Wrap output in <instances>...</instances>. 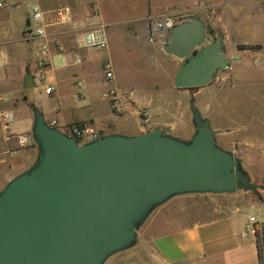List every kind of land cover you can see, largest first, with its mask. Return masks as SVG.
<instances>
[{
  "label": "water",
  "instance_id": "1",
  "mask_svg": "<svg viewBox=\"0 0 264 264\" xmlns=\"http://www.w3.org/2000/svg\"><path fill=\"white\" fill-rule=\"evenodd\" d=\"M162 50L182 60L177 89L210 84L228 62L223 35L194 15L168 30ZM33 86L27 71L24 87ZM188 105V140L155 127L82 144L30 105L38 155L0 190V264H104L132 247L149 215L179 195L242 190L264 203L239 158L217 144L220 131L193 98Z\"/></svg>",
  "mask_w": 264,
  "mask_h": 264
},
{
  "label": "crops",
  "instance_id": "2",
  "mask_svg": "<svg viewBox=\"0 0 264 264\" xmlns=\"http://www.w3.org/2000/svg\"><path fill=\"white\" fill-rule=\"evenodd\" d=\"M109 1L0 0V190L13 177L31 167L37 158L38 149L33 138L25 145H20L16 137L18 134L32 135L33 114L30 105L37 107L46 121L56 119L63 126L80 123L101 135L118 133L127 136L138 135L149 129L139 116L143 107L151 112L155 106L167 111L172 109L173 106L157 91L159 85L156 83L150 86L156 91L148 90L147 95L142 96V91L134 82L123 79L117 73L114 53L118 47L124 56L128 55L132 60L147 59L152 65L150 70H160L161 75L173 82L182 60L163 52L162 45L167 38L164 32L151 36V24L166 17L175 18L186 12L196 0L169 5L157 14L152 12L148 1L144 14L123 22L104 18L102 8ZM92 2H96L99 7V23L105 33L107 47L103 51L80 48L77 44L79 35L92 28L88 19V6ZM19 3L32 8L37 6L44 13L67 7L71 14V21L56 23L45 29V41L50 47L46 82L53 89L45 96L38 93L44 87L36 86L34 44L26 37L29 14L16 12ZM231 4V0H213V22L209 27L223 35L226 53L229 46L244 52L237 68L246 67L251 61L256 65L264 64V39L249 44L231 39L234 23L240 28H248L249 20L254 15L253 6L245 7L240 2L234 10H228L227 6ZM258 9L264 13V2ZM189 16L182 15V21ZM195 16L205 22L199 14ZM241 45H258V48L241 49ZM255 51H261L262 54L253 57ZM76 60L80 62L77 64ZM107 61L113 71L111 82L106 81L103 71V64ZM27 71L34 82V86L29 89L24 87ZM239 75L233 74L236 78ZM103 83L111 84L109 89L116 90L117 109L106 98L109 89L101 93L99 100L89 96L85 105L76 103ZM182 90L183 99L189 101L192 95L197 96L191 89ZM197 108L209 119L201 108ZM7 113H11L14 119L6 126L4 116ZM155 127H168L171 135L183 134L187 138L179 139H190L188 125L184 127L176 123H164ZM213 128L219 129L217 126ZM231 194L172 197L149 215L139 228L137 241L132 247L112 255L104 264H259L254 225L249 224L252 216L244 214L246 206L229 204Z\"/></svg>",
  "mask_w": 264,
  "mask_h": 264
},
{
  "label": "rangeland",
  "instance_id": "3",
  "mask_svg": "<svg viewBox=\"0 0 264 264\" xmlns=\"http://www.w3.org/2000/svg\"><path fill=\"white\" fill-rule=\"evenodd\" d=\"M148 1L152 12L155 14L161 13L169 5L189 2V0H110L103 5V16L105 19L115 22L137 18L144 14ZM231 1L233 4L227 6L228 10H234V7L240 2L245 4V7L253 6L254 9V15L251 16L253 20L249 18L248 28H240L238 24L234 23L233 33H231L232 41L249 44L263 40L264 13H261L258 8L264 0ZM212 2L213 0H196L186 12L174 18L175 23L182 21V15L195 16L199 14L204 18L207 26L212 25ZM31 9L32 7L28 4L19 3L16 12L19 14L25 12L30 15ZM260 17L262 18L260 19ZM260 54H262L261 51H255L252 55L259 57ZM114 55L117 73L123 79L134 82L139 91H142L140 95H147L148 90L156 91L150 89V86L156 83L159 85L157 91L162 93L164 100L173 106L169 111L155 106L152 112L149 110L148 122L142 121L143 124L149 129L164 123H176L184 127L188 125L190 129L188 138H190L194 128L191 124L192 116L188 99H183V94H181L183 90L175 88L170 79L163 74L161 75L160 70H156V68L150 70L152 65L149 60L144 58L132 60L128 55L124 56L118 47H116ZM243 56L244 52L229 46L226 53L227 65L222 66L215 80L210 84L193 88L192 91L197 93V96L192 95L191 98L194 99L196 107L201 108L203 114L209 117L212 128L214 126L219 127L220 133L216 135L217 144L225 150H231L239 158L249 174L251 182L258 186L264 198V64L258 63L256 65L251 61L250 65L237 68L239 58ZM235 73H240V77H234L233 74ZM40 85L41 83L37 81L36 86L39 87ZM110 85L103 83L99 88L90 91L85 99H78L76 103L81 106L85 105L89 96L99 100L101 93L108 90ZM38 93L45 96V89H39ZM139 116L142 120V115L139 114ZM175 136L187 138L186 135L178 133ZM228 202L230 205L246 206L244 214L247 217L250 215L254 217L256 220L253 224L254 230L261 231L264 225V203L259 201L252 192L236 191L229 196Z\"/></svg>",
  "mask_w": 264,
  "mask_h": 264
},
{
  "label": "built area",
  "instance_id": "4",
  "mask_svg": "<svg viewBox=\"0 0 264 264\" xmlns=\"http://www.w3.org/2000/svg\"><path fill=\"white\" fill-rule=\"evenodd\" d=\"M173 18L174 17L170 16L161 21H154L151 24V36L160 35L161 32H164L166 36L168 30L175 24ZM88 19L91 22L92 28L79 35L77 39L78 46L80 48L91 49L94 51L105 50L107 42L103 27L101 23H99V7L96 2H92L88 6ZM69 21H71V14L67 7L59 8L52 13H44L39 7L34 6L28 17L26 37L28 41L34 44L33 57L36 64V78L37 81L44 87L45 93L47 94L51 93L53 89L51 86H48L46 82V70L48 64L47 56L49 55L50 47L47 41H45V29L50 25L56 23H67ZM79 62V60H76L77 64ZM103 71L106 81L111 82L113 80V71L109 61L103 64ZM106 98L112 104L113 108H118V95L114 88H110L108 90ZM139 114L143 117L142 121L147 123L149 119V109L147 107H143ZM13 119V115L11 113H7L4 116V124L6 126L9 125L12 123ZM47 123L50 127L57 128L68 136L76 139L78 144L96 140L102 136L91 127L80 123L63 126L60 125L56 119L49 120ZM16 137L20 145H25L32 138L29 134H18ZM255 222L256 220L254 217L249 218L250 225H253Z\"/></svg>",
  "mask_w": 264,
  "mask_h": 264
},
{
  "label": "trees",
  "instance_id": "5",
  "mask_svg": "<svg viewBox=\"0 0 264 264\" xmlns=\"http://www.w3.org/2000/svg\"><path fill=\"white\" fill-rule=\"evenodd\" d=\"M241 49H256L258 48V45H241ZM191 90L193 88H190ZM255 240H256V248H257V257H258V263L264 264V225L261 229V231L254 230Z\"/></svg>",
  "mask_w": 264,
  "mask_h": 264
}]
</instances>
